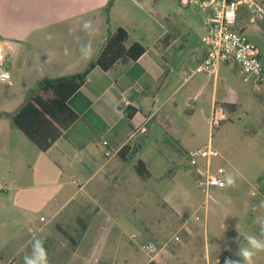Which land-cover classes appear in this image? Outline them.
Returning a JSON list of instances; mask_svg holds the SVG:
<instances>
[{
    "label": "crops",
    "instance_id": "crops-1",
    "mask_svg": "<svg viewBox=\"0 0 264 264\" xmlns=\"http://www.w3.org/2000/svg\"><path fill=\"white\" fill-rule=\"evenodd\" d=\"M114 2L0 0V42L7 52L6 62L0 68V155L8 159L12 153L11 127L20 134L18 138L25 149H22L23 155L28 151L26 153L42 164L31 183L21 188L15 184L12 187L14 194L31 199L30 206L23 208L28 213L47 210L52 213L51 218L55 217L72 197L81 193L104 199L122 178L121 195L144 200L148 197L144 188L151 177L143 179L134 167L137 161H143L150 169L146 160L137 157L145 147L153 123L163 127L170 125V114L165 109L171 102L179 106L176 95L189 84L182 96L187 95L200 105L199 111L204 113L205 120L213 107L225 110V105H234L235 109L239 103L236 90L229 84L221 86L219 83L220 73L230 63L220 65L215 75L205 73L204 77L195 78L207 54L205 37L211 14L209 6L201 5L202 18L195 29L199 40L188 50L189 40L185 41L187 45L176 47L183 36L181 28L164 34V37L159 36L151 46H146L142 37L132 38L127 27L114 18V12L120 6ZM123 16L128 18L125 12ZM128 20L133 22L131 16ZM86 21L91 22V29L87 31L83 28ZM119 27L128 32L127 47L139 42L145 52L136 61H118L107 71L98 66L93 68L86 83L69 101V107L78 115L77 120L46 152L41 151L16 127L14 115L41 86L84 72L95 61L109 35ZM84 44L91 45L92 53L88 59L80 51ZM195 62H200L198 68L191 67L187 72ZM205 93H208L209 105L202 107L199 101L205 100ZM194 115V111L189 114L190 117ZM165 142L175 148L178 145L171 138ZM67 170L77 174L83 182L60 203L59 198L69 194L64 180ZM95 178H98L97 184L91 187ZM187 198L188 205L194 204L192 197ZM164 205L171 210L170 219L166 214L155 222L142 221L144 234L151 239L149 242L160 248L154 260L148 257L142 264L151 261L157 264H228L234 261L228 256L222 263L220 258L212 256L208 237L202 233L200 225L189 220L185 207L170 204L167 199ZM117 215L121 216V213L111 202V209L100 205L88 220L76 218L70 212L64 223L59 222L61 230L72 222V229L81 231L80 237L73 239L70 261L78 264H134L130 251L119 254L117 240L111 249L98 248V239L92 232L102 230L107 223H110L111 230L120 231L125 220ZM127 222L138 223L135 219H127ZM66 236L73 237L67 232ZM5 243L0 237V264H26V258L18 259L17 252L8 253ZM28 258L39 264L32 254Z\"/></svg>",
    "mask_w": 264,
    "mask_h": 264
},
{
    "label": "rangeland",
    "instance_id": "rangeland-1",
    "mask_svg": "<svg viewBox=\"0 0 264 264\" xmlns=\"http://www.w3.org/2000/svg\"><path fill=\"white\" fill-rule=\"evenodd\" d=\"M207 1L115 0L114 5L120 6L115 10L114 18L127 27L132 38L142 37L146 46L154 44L159 36L164 37V34L181 28L184 30L183 36L176 47L187 45L185 41L189 40L187 49L190 50L199 40L195 29L202 18L201 5ZM254 1L264 8V0ZM123 12L128 18L131 16L133 22L125 18ZM236 28L243 29L245 36L258 48L264 65V20H255L248 6L242 4L238 10ZM192 64L187 72L191 71V67L197 69L200 62ZM205 73L199 70L195 78L204 77ZM241 78L242 71L234 63L225 65L220 73V85L229 84L235 89L239 94V103L234 110L224 107L227 120L213 131H210L209 121L204 119V113L199 111L200 105L188 99L187 95L182 96L189 84L175 97L179 106H175L174 102L167 105L165 110L170 114V125L163 127L153 123L145 147L137 157L146 160L152 174L144 188L148 196L144 200L121 195L122 178L104 199L98 196L90 198L81 193L72 197L66 208L55 217L51 218L52 213L47 210L28 213L23 208L30 206L31 199L14 194L12 187L15 184L21 188L31 183L38 166L42 164L26 153L28 151L23 155L22 149H25L19 141L20 134L10 127L12 153L8 159L0 155V187L3 188L0 191V237L7 244V252H17L18 259L32 254L39 264H78L70 261V256L73 254V239L80 237L81 231L73 230L72 222L65 224L64 230H61L58 223H64L70 212L76 218L88 220L98 206L111 209V202H114L121 213V216H117L125 222L120 231L111 230L110 223L104 224L102 230H93L94 237L98 239V248L111 249L117 240L119 254L128 250L133 263L142 264L149 257L142 250V245L151 240L144 234L142 221L155 222L166 214L170 219L171 210L164 205L167 199L170 204L185 207L189 220L200 225L202 233L209 239L213 257L220 258L224 263L228 256H232L234 262L243 264L238 253L240 249L249 247L248 237L264 239L261 233V223L264 222V85L254 88ZM203 99L199 101L202 107L209 105L208 93ZM193 111L195 115L190 117ZM167 138L175 140L177 147L167 144ZM210 143L221 154L213 161V169L218 166L224 168L223 178L227 185L212 189L207 198L197 186L204 168L191 166L188 158L179 151L205 149ZM230 177L232 184L228 183ZM97 179H93L91 187L97 184ZM64 180L69 194L62 195L60 203L66 201L83 182L70 170L64 172ZM26 193L31 195L30 192ZM187 196L194 199V204H187ZM127 219H135L138 223L127 222ZM41 226L43 228L39 230ZM66 232L73 237L70 239ZM253 264H264V251L254 255Z\"/></svg>",
    "mask_w": 264,
    "mask_h": 264
},
{
    "label": "built area",
    "instance_id": "built-area-1",
    "mask_svg": "<svg viewBox=\"0 0 264 264\" xmlns=\"http://www.w3.org/2000/svg\"><path fill=\"white\" fill-rule=\"evenodd\" d=\"M246 4L255 20H264V8L254 0H208L203 3L209 6L211 14L207 22L205 44L207 54L200 69L215 75L222 64L234 63L242 71V81L251 84L254 88L264 85V65L261 62L258 48L245 36L243 29L236 28L239 6ZM7 52L0 42V68L6 62ZM5 81V79H2ZM227 120L222 107H213L208 118L210 131ZM180 152L185 155L191 166H202L204 171L199 177L197 186L208 198L212 189L225 188L227 182L223 178L225 170L222 166L213 169V161L221 154L211 143L205 149ZM3 188L0 187V191ZM176 240L179 238L176 236ZM142 250L154 260L160 248L148 242L142 245Z\"/></svg>",
    "mask_w": 264,
    "mask_h": 264
},
{
    "label": "trees",
    "instance_id": "trees-1",
    "mask_svg": "<svg viewBox=\"0 0 264 264\" xmlns=\"http://www.w3.org/2000/svg\"><path fill=\"white\" fill-rule=\"evenodd\" d=\"M127 39L128 32L122 27L117 28L84 72L41 86L14 115L16 127L41 151L46 152L77 120L78 115L69 107V101L86 83L91 70L98 66L107 71L118 61H136L145 52V47L139 42L127 47ZM225 108L234 110V105H225ZM134 168L143 179L151 177L143 161H137ZM148 264L157 263L151 261Z\"/></svg>",
    "mask_w": 264,
    "mask_h": 264
},
{
    "label": "clouds",
    "instance_id": "clouds-1",
    "mask_svg": "<svg viewBox=\"0 0 264 264\" xmlns=\"http://www.w3.org/2000/svg\"><path fill=\"white\" fill-rule=\"evenodd\" d=\"M84 30L91 29V22L86 21L83 24ZM50 38V37H49ZM81 54L85 59L90 58L92 49L90 44L81 45ZM229 184L233 183L232 178L230 177L228 180ZM261 233L264 235V222L261 223ZM248 245L249 247L240 249L238 255L242 258L243 264H253V257L257 252L264 251V239H258L256 236L248 237ZM26 264H34L32 258L26 257ZM43 264V262H41ZM228 264H239V262L229 261Z\"/></svg>",
    "mask_w": 264,
    "mask_h": 264
}]
</instances>
